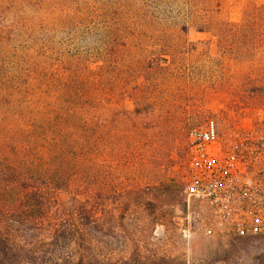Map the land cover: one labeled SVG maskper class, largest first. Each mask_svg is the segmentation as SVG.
Here are the masks:
<instances>
[{"label": "rangeland", "instance_id": "374dc122", "mask_svg": "<svg viewBox=\"0 0 264 264\" xmlns=\"http://www.w3.org/2000/svg\"><path fill=\"white\" fill-rule=\"evenodd\" d=\"M209 120L229 218L187 148ZM0 242V264H264V0H0Z\"/></svg>", "mask_w": 264, "mask_h": 264}, {"label": "built area", "instance_id": "2783aa9c", "mask_svg": "<svg viewBox=\"0 0 264 264\" xmlns=\"http://www.w3.org/2000/svg\"><path fill=\"white\" fill-rule=\"evenodd\" d=\"M216 138V123L213 120H209L204 127L189 131L187 148L196 160L204 161L210 172L214 171V169L221 171V174L214 177L213 183L211 181L209 182L210 189L207 191L206 196L212 203L220 204L223 216L229 218L232 215L230 213L232 206H234L235 211L238 212V214H242L243 202H245L246 197L235 194L233 184L226 178V175L228 174L226 171L227 159H218L211 152L213 149L212 145ZM235 218L238 219L237 214ZM235 223L238 226L241 225L238 221Z\"/></svg>", "mask_w": 264, "mask_h": 264}, {"label": "trees", "instance_id": "16d2710c", "mask_svg": "<svg viewBox=\"0 0 264 264\" xmlns=\"http://www.w3.org/2000/svg\"><path fill=\"white\" fill-rule=\"evenodd\" d=\"M1 243V242H0ZM1 245V244H0ZM1 247V246H0ZM76 264H82L81 262H79V263H76Z\"/></svg>", "mask_w": 264, "mask_h": 264}]
</instances>
